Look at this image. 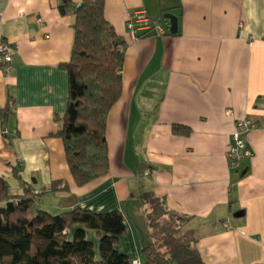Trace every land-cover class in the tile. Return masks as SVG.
<instances>
[{
    "label": "crops",
    "instance_id": "obj_1",
    "mask_svg": "<svg viewBox=\"0 0 264 264\" xmlns=\"http://www.w3.org/2000/svg\"><path fill=\"white\" fill-rule=\"evenodd\" d=\"M64 1L0 0V40L15 48L11 72L0 69V106L14 98L0 131V175L11 193L59 180L69 189L41 195L42 208L120 210L127 231L117 247L144 264L153 239L140 196L151 190L189 218L184 228L198 237L205 264H264V0H105L128 42L123 93L108 118L109 173L83 186L57 136L69 99L62 63L74 40ZM141 9L177 16L178 33L133 39L127 19ZM244 117L260 127L248 134L253 156L238 171L226 154ZM88 236L96 240V231Z\"/></svg>",
    "mask_w": 264,
    "mask_h": 264
},
{
    "label": "trees",
    "instance_id": "obj_2",
    "mask_svg": "<svg viewBox=\"0 0 264 264\" xmlns=\"http://www.w3.org/2000/svg\"><path fill=\"white\" fill-rule=\"evenodd\" d=\"M60 11L74 15V40L70 59L62 63L69 99L57 136L76 184L83 186L110 170L107 125L123 93L128 42L107 19L105 0H65ZM164 21L167 34L173 35L169 20ZM13 105L10 97L0 106V131L14 112ZM175 130L188 131L178 125ZM15 176L21 179L19 171ZM68 189L57 180L38 193L25 183L24 193L13 194L0 175V264H132L117 247L127 231L120 210L75 207L54 215L38 207L41 195ZM140 197L153 239L143 248L144 264H205L198 237L183 228L189 218L169 209L165 197L151 190ZM89 230L96 231V240L88 236Z\"/></svg>",
    "mask_w": 264,
    "mask_h": 264
},
{
    "label": "built area",
    "instance_id": "obj_3",
    "mask_svg": "<svg viewBox=\"0 0 264 264\" xmlns=\"http://www.w3.org/2000/svg\"><path fill=\"white\" fill-rule=\"evenodd\" d=\"M127 29L133 39H138L143 34L165 35L168 33L166 25L161 23L160 19L153 18L145 10H137L129 15L127 19ZM14 45L12 42L0 40V69L9 74L13 67ZM232 115V110H227ZM259 123L249 117L239 118L235 122L233 131L230 134L227 160L231 169L242 170L244 159L252 157L253 151L247 143V136L254 130H258ZM150 172L146 170L145 175ZM35 193H38L36 190ZM132 264H141L138 259H134Z\"/></svg>",
    "mask_w": 264,
    "mask_h": 264
},
{
    "label": "water",
    "instance_id": "obj_4",
    "mask_svg": "<svg viewBox=\"0 0 264 264\" xmlns=\"http://www.w3.org/2000/svg\"><path fill=\"white\" fill-rule=\"evenodd\" d=\"M164 18L169 20V22H170V32L172 34L177 33V31H178V17L171 14V13H166V14H164ZM241 215H243V212H241V211L236 213L237 217H239Z\"/></svg>",
    "mask_w": 264,
    "mask_h": 264
},
{
    "label": "rangeland",
    "instance_id": "obj_5",
    "mask_svg": "<svg viewBox=\"0 0 264 264\" xmlns=\"http://www.w3.org/2000/svg\"><path fill=\"white\" fill-rule=\"evenodd\" d=\"M158 19H160L161 20V23H163V24H165L164 23V18L163 17H160V18H158ZM63 182V181H62ZM64 183V182H63ZM65 184V183H64ZM41 197V196H40ZM41 200V199H40ZM40 200L38 201V203H37V205H38V207H41L40 205H39V202H40ZM51 214H54V215H56V214H58V213H55L53 210H48ZM183 228H184V226H183ZM185 229V228H184ZM142 255H143V261H144V253L142 252ZM145 262V261H144Z\"/></svg>",
    "mask_w": 264,
    "mask_h": 264
}]
</instances>
